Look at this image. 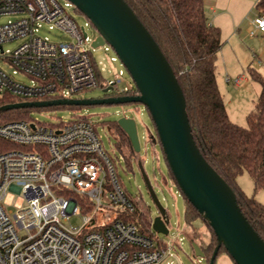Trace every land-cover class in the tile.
I'll use <instances>...</instances> for the list:
<instances>
[{
  "label": "built area",
  "instance_id": "built-area-1",
  "mask_svg": "<svg viewBox=\"0 0 264 264\" xmlns=\"http://www.w3.org/2000/svg\"><path fill=\"white\" fill-rule=\"evenodd\" d=\"M73 6L68 0H0V17L17 16L0 25V97L75 99L100 87L112 88V97L140 95L136 86L120 89L122 72L102 83L90 23L80 27L68 13ZM44 25L66 37H42ZM253 26L252 35L264 33V15ZM16 40L23 42L5 50ZM96 124L87 116L58 124L33 118L0 123V264H162L171 255L174 245L143 233L131 219L138 206ZM9 192L24 201L15 211L4 206ZM73 216L81 217V226L71 224Z\"/></svg>",
  "mask_w": 264,
  "mask_h": 264
},
{
  "label": "rangeland",
  "instance_id": "rangeland-1",
  "mask_svg": "<svg viewBox=\"0 0 264 264\" xmlns=\"http://www.w3.org/2000/svg\"><path fill=\"white\" fill-rule=\"evenodd\" d=\"M64 3L66 0H59ZM258 0H204L205 10L211 21L218 24L222 33L223 46L218 57V84L224 98L228 114L231 120L243 127L247 126V116L254 109L255 103L261 93V85L251 79L250 69H254L264 75V33L252 35L248 31L249 25L257 16ZM215 10V12L212 11ZM68 13L75 19L80 27L85 26L91 38H97L99 33L91 22L73 6ZM215 16L217 19L215 20ZM17 19L15 15H4L0 17V25ZM42 37H48L52 41H61L66 36L59 30H50L44 25L40 32ZM23 41L16 40L5 44V50L14 51ZM106 48H109L106 50ZM92 58L102 76V83L119 76L122 72L123 83L120 89L128 85L135 87V84L119 60L117 54L109 45L99 48L91 46ZM116 60L113 61L112 59ZM241 81L238 83V80ZM17 81L29 84L31 81L23 76H18ZM103 87L91 89L77 94V99H104L112 97L113 93H103ZM77 116H87L97 123L106 152L113 159L119 178L128 190L134 203L143 212L150 210L152 217L158 216V210L152 200L146 183L143 179L139 162L150 178V182L156 195L166 209L169 216V234H155L160 242L174 245L171 255L162 264H207V260L196 257L192 247L191 231L188 228L185 211L186 200L179 188L173 182L167 162L160 144L153 142L151 135H156V129L151 116L142 104L132 103L125 105H94L86 106L78 110L68 108L57 110H36L31 113L33 119L42 123L58 124L61 121H69ZM134 118L137 123L138 135L141 143V152L135 157L126 161L127 152L121 150L117 145V138L110 130L113 122L122 117ZM238 184L242 191L249 197H254L264 204V190L255 193V184L248 173L238 177ZM139 200L141 203H139ZM24 201L20 194L9 192L4 206L9 210H16L23 205ZM74 226H81L80 216H73L70 219ZM194 226L202 232L201 236L208 240V230L201 220L193 222ZM215 264H235L226 254L221 253Z\"/></svg>",
  "mask_w": 264,
  "mask_h": 264
},
{
  "label": "water",
  "instance_id": "water-1",
  "mask_svg": "<svg viewBox=\"0 0 264 264\" xmlns=\"http://www.w3.org/2000/svg\"><path fill=\"white\" fill-rule=\"evenodd\" d=\"M91 22L99 36L94 48L109 45L130 74L138 96L104 99H60L54 101L18 102L0 107V112L24 108L53 106H94L142 104L155 125L165 160L183 196L198 210L213 229L217 246L210 264L224 247L235 264H264V239L249 222L237 194L211 166L194 139L187 112V101L176 74L159 44L125 0H68ZM112 88L103 90L109 94ZM120 128L127 134L136 154L141 152L137 123L122 117ZM143 179L158 210L152 218L155 234H169V216L160 203L139 162ZM196 257L205 259L198 244L192 243Z\"/></svg>",
  "mask_w": 264,
  "mask_h": 264
},
{
  "label": "trees",
  "instance_id": "trees-1",
  "mask_svg": "<svg viewBox=\"0 0 264 264\" xmlns=\"http://www.w3.org/2000/svg\"><path fill=\"white\" fill-rule=\"evenodd\" d=\"M125 1L159 44L178 78L186 97L187 112L197 146L211 166L235 191L243 213L264 239V204L246 195L238 184V177L248 173L254 181L256 191L264 190V75L250 69L251 79L262 87L261 93L254 109L247 116V126L234 123L229 117L218 84V57L223 46L222 33L219 27L209 22L204 0ZM256 7L259 15L263 16L264 0H259ZM77 11L82 14L78 9ZM18 102L20 99L13 96L0 97V107ZM63 108L78 110L83 106L3 111L0 112V123L30 120L31 113L36 110ZM109 129L113 130L117 138L118 148L128 153L126 161L135 157L137 154L129 137L118 122H113ZM169 173L176 184L170 168ZM184 198L185 219L191 231L192 243L199 245L207 264H210L217 246V237L198 210L185 196ZM142 211L138 208L131 219L141 226L143 233L155 236L149 210ZM196 220L204 222L208 230V240H205L201 236L202 232L194 226L193 222ZM222 252L228 255L222 247L217 257Z\"/></svg>",
  "mask_w": 264,
  "mask_h": 264
},
{
  "label": "crops",
  "instance_id": "crops-1",
  "mask_svg": "<svg viewBox=\"0 0 264 264\" xmlns=\"http://www.w3.org/2000/svg\"><path fill=\"white\" fill-rule=\"evenodd\" d=\"M258 1H259V0H258ZM258 1H257V2H258ZM212 11L215 12V10H213V9H212ZM207 16H208V15H207ZM216 19H217V16H215V20H216ZM208 20H209V22H210L212 25L218 27V24H216V23H214L213 21H211V16L208 17ZM253 22H254V20L252 21V23H251V24L249 25V27H248V31H249V32H251L252 29H253V27H254V26H253ZM257 33H260V32H257ZM257 33H256V34H257ZM226 108H227V107H226ZM229 117H230V116H229ZM230 119H231V118H230ZM255 193L258 194V191H255Z\"/></svg>",
  "mask_w": 264,
  "mask_h": 264
},
{
  "label": "flooded vegetation",
  "instance_id": "flooded-vegetation-1",
  "mask_svg": "<svg viewBox=\"0 0 264 264\" xmlns=\"http://www.w3.org/2000/svg\"><path fill=\"white\" fill-rule=\"evenodd\" d=\"M149 214H150V217L153 218V217H152V214L150 213V210H149Z\"/></svg>",
  "mask_w": 264,
  "mask_h": 264
}]
</instances>
